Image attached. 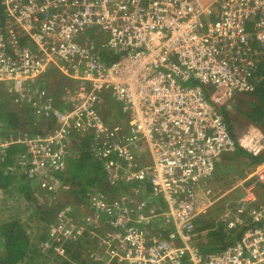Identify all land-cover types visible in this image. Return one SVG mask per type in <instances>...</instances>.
I'll list each match as a JSON object with an SVG mask.
<instances>
[{"label": "built area", "instance_id": "built-area-1", "mask_svg": "<svg viewBox=\"0 0 264 264\" xmlns=\"http://www.w3.org/2000/svg\"><path fill=\"white\" fill-rule=\"evenodd\" d=\"M0 4V85L16 106L55 125L18 140L26 144L18 160L25 176L40 191L57 192L55 173L87 139L109 184L147 182L146 200L163 202L145 214L144 203L132 209L97 190L80 209V223L69 206L57 210L43 246L64 256L70 237L107 216L117 229L106 240L117 243L109 249L114 264H264V207L254 208L234 244L206 253L194 245L196 189L216 160L236 149L211 106L229 98L220 93L253 89L264 61V0ZM51 70L63 80L56 97L45 85ZM111 101L120 115L106 116L108 124L103 111ZM8 145L0 140V152ZM259 149L264 141L252 140L249 150ZM147 156L150 162L139 164Z\"/></svg>", "mask_w": 264, "mask_h": 264}, {"label": "trees", "instance_id": "trees-1", "mask_svg": "<svg viewBox=\"0 0 264 264\" xmlns=\"http://www.w3.org/2000/svg\"><path fill=\"white\" fill-rule=\"evenodd\" d=\"M0 7H2L1 4ZM48 73H56V71L51 70ZM258 74H259V81L257 82V85L253 86V89L251 90L241 91L242 94L246 97V99H241V100L248 107V109L242 110L243 114L250 120V124H254V126L260 130V129H264V62H262L259 65ZM3 92L5 93L4 88L2 85H0V140H7L9 142V145L5 148L3 152H0V186L3 188L4 186H8L9 184L11 185V183L14 185L15 182H19L20 184H23L24 185L22 186L23 191L21 190V192L18 191L17 192L20 197L26 200L25 203L26 207L24 212L21 213L22 217L21 216L19 217L18 215L19 219H10L9 221L0 225V251L4 252L3 255H0V264H20V262L22 263L25 259H27V262H25V264H36L34 263L35 261H34L33 252H35L38 255V257H40V255L43 256V260L41 264H96L88 259H84L81 257L79 251L82 247V244L77 245L79 251L78 249L72 250V248L67 247L65 256H62L56 254V251L54 250H47V251L41 250L33 243L32 239L30 238V231H28L27 229H31L32 225L26 226L25 223L28 220V218L24 216L25 213L29 214L30 221H32V219L35 217L37 220L39 218L37 217L38 214H41V218L42 220H44V216L42 215L44 213L43 209L46 208L47 212H49V209L37 203L36 200L38 198V194L36 195V197L32 196V192H30V186L32 185V183L26 181L25 176L20 178V174L22 173V170H21V166L18 164V160L21 159L22 154L25 152L26 144H22L21 142H19L18 138L24 136V133L26 135L25 136L26 138L27 137L29 138L31 136H39V135L41 136L46 131H49L52 126H50L49 124H45L44 126L46 128L44 130L36 129V125L34 123L32 124L31 120L28 119L29 117H27L25 121L27 126L24 129V133H21L19 128L20 123L18 122L19 115L17 113V110L10 109L7 107L6 103L9 102L10 100L9 98L8 100L5 99L7 97H4ZM21 109L24 110L23 108ZM220 110L223 119L226 121L230 132L235 138L236 134H233L231 130V126H230L231 121H229V117L227 116L226 108L224 109V107H221ZM73 149L75 151L77 149L78 151L77 158L80 159V161L73 162V159L70 158L69 159L70 167H68V170L64 168L62 170H58L57 174L55 173L54 176L56 177L57 175L58 180H60V186H59L60 190L55 192V195H57V193L63 194L62 187L63 185H66L67 186V187L65 186L66 198L63 196L65 201L69 202L68 199L73 198L74 200H76V203H78V202L86 201L87 199H91L95 191L101 190L103 183L105 181L108 182V179L103 172L99 173L101 163L93 160L87 149H86L87 153L84 155V157L83 154L85 152L83 154L81 153L83 150V146L80 147L79 144L75 146V148ZM236 151L240 154H243L246 158L251 159L253 163L254 162L259 163L261 161H264V155L255 156L254 154L249 153L248 150L243 149L238 145L234 152ZM17 152L18 154L16 155ZM15 155L16 158L14 159ZM69 164L67 161V166ZM9 166L12 167L8 168ZM92 167H94L95 170L94 176H91L90 172H88L87 170V168H92ZM213 177L214 175L208 178L207 181L202 182L201 187L203 186L205 188L206 185L211 180V178ZM223 183L226 184L225 181H223ZM206 190L208 189L206 188ZM90 194L92 195L89 196ZM76 203H73L71 207L72 208L75 207ZM160 203L163 204V202ZM65 205H67L66 202L65 204H62L59 207ZM56 209H55V216L57 212ZM39 211H41L42 213H39ZM243 230L244 228L242 229L233 228L231 233L227 235V238L231 242H236L241 238V234H243L244 232ZM222 234L224 233L222 232L221 234H218L217 228L216 230L210 232L209 236H211L213 240L210 241L212 243L210 244L208 243L207 245L209 246V249L216 248L217 242H222L223 246L221 247H224L226 245V242L223 241L224 235ZM81 239H83V237ZM78 241H80L79 243L88 242L82 240H78ZM199 247H198L199 249H202L201 245ZM38 250H40L41 253H39Z\"/></svg>", "mask_w": 264, "mask_h": 264}, {"label": "rangeland", "instance_id": "rangeland-1", "mask_svg": "<svg viewBox=\"0 0 264 264\" xmlns=\"http://www.w3.org/2000/svg\"><path fill=\"white\" fill-rule=\"evenodd\" d=\"M200 1L203 4H207L208 2V0H200ZM0 8H1L0 9V19H1L4 16V10L3 7ZM255 76H256V85H257V82L259 81L258 72ZM53 78L57 80L58 77H56V73H52L51 79ZM235 95L238 96L233 100V102L230 105L226 107V111H227V116L229 117V121H231V125H230L231 130L233 134H236L235 138L237 141V145L243 149L248 150L251 154H254L255 156H262L264 155V149H259V151L254 152L253 150L252 151L249 150V147L251 145L252 140L254 139H256L259 142L264 141V129L259 130L254 126V124H250V120L242 112V110L248 109L245 103L241 100V99H246V97L242 94V92H238V91L235 92ZM6 105L10 109L17 110V113L19 115L18 122L20 123L19 128L21 133H24V129L27 126L25 122L27 117H29L28 119L31 120L32 124L34 123L36 125V129L44 130L46 128L44 126L45 124H49L52 127L55 126L53 123H51L50 121L44 118L41 119L33 118L30 112H27L26 110H22L21 109L22 107L16 106L12 102L11 103L7 102ZM253 133L255 134L251 136L253 139L249 138V135ZM24 136H26L25 133ZM71 155L73 154L71 153ZM224 156L225 155H221L217 159L219 161V159L221 158L219 162H217L216 160L218 166L220 165V162L222 161V158ZM70 158L71 156L68 157L67 159L68 164ZM65 167L66 168L70 167V164L68 166L65 165ZM263 172H264V162L253 163L251 159L246 158L243 154L235 155L233 158H231L230 161L227 162L225 166L221 168L220 171L219 169L215 170L214 177L211 178L208 185L204 188V189L206 188L208 189L207 191L209 194H205L202 196L196 195V199H199L201 197L204 198L201 199L202 200L201 203L204 204L203 205L201 204L203 207L198 208L199 215L196 221L197 226L195 227L197 235L195 237L194 242L196 241L197 244H200L203 250L209 249V246L207 245L208 243L210 244L212 242H210L206 238L211 237L209 236L210 232L216 230V228L218 234H221L222 232L224 233L222 235H224L223 241L225 242L228 240L227 235L231 233L233 228L234 229L244 228L243 231L248 229L249 224H251L252 222L251 214H253L254 208L264 205V173ZM218 179L225 181L226 184L217 183L216 181ZM207 180L208 178L202 180L201 182H205ZM65 186L66 185H63L62 187L64 195L62 193H57L56 197L51 198V196H46L42 193L38 194L40 196V200L37 198L36 200L37 203L43 205V207H47L49 209V212H47L46 208L43 209L44 213L42 215L44 216V220L46 222L42 220L41 214L37 215V217H39L37 220L36 217L32 219V221L37 222V224L35 226H32V228L30 229V234H33L32 237H34L36 233L43 234L45 232L46 223L48 224L50 220L54 218L56 208H58L62 204H65V202L67 205L70 206H72L73 203H76V200H74L73 198H69L68 199L69 202L65 201L64 199V197L66 198L65 188L67 187ZM91 195L92 194H90L89 196ZM228 197H230L228 201H224ZM55 201L57 204L55 203ZM88 201L89 200L76 203L75 207H73L74 210L77 211L76 213L80 212L79 209L87 208L88 205L86 206L85 202ZM50 207L54 210V212ZM39 213L42 212L39 211ZM200 218H201V222L199 221ZM32 237L31 239L33 243L37 246V240ZM228 243L229 242H227L226 244ZM221 246H223L222 242H217V248H221ZM88 250L89 251L91 250L90 252L94 255L97 254V252L92 251V250H96L93 247H90ZM38 251L39 253H41L40 250ZM33 253H34V261H35L34 263L41 264L43 260V256L40 255V257H38V255L35 252ZM99 256L101 258V255ZM25 262H27V259H25L22 263L20 262V264H25Z\"/></svg>", "mask_w": 264, "mask_h": 264}, {"label": "crops", "instance_id": "crops-1", "mask_svg": "<svg viewBox=\"0 0 264 264\" xmlns=\"http://www.w3.org/2000/svg\"><path fill=\"white\" fill-rule=\"evenodd\" d=\"M258 67L253 72V76L255 77V80H254L255 85H256V76L255 75L258 72ZM255 72H256V74H255ZM46 77H47V75H46ZM56 77H58L57 80L55 78H53L51 80H46V83H45L46 87L51 92H53L55 97H56V90L60 89V88H58V89H56V88L60 87V85H62V81H63V80H61V78H59L60 76H56ZM41 82H43V81H41ZM3 94H4V97H7V95H5L4 92H3ZM6 99L8 100V97ZM9 102L11 103L12 101L10 100ZM106 108H107V110L105 109L106 111L105 110L103 111L104 112L103 116H105V119L107 120L108 123H110V121L112 122V117H110V120H109L106 116L120 115L118 103L111 101V102H109V104ZM252 135H255V134L253 133V134L249 135V138H252L251 137ZM86 141H88V140L87 139L84 140V142L80 145V147L83 146V150L81 153L83 154L85 152L83 154V157L87 153ZM247 145H246V147H247ZM19 150H18V152H19ZM18 152L16 153V155L18 154ZM237 154L240 155V153H238L237 151L234 153L232 152L230 154L229 153L222 154L225 156L222 158V161L220 162L219 166L217 165V162H219L221 158L219 159V161L217 160L216 169H219V171H220L221 168L223 166H225L227 164V162L230 161L231 158H233ZM16 155L14 156V159L16 158ZM73 155H74L72 157L73 162L74 161L75 162L80 161V159L77 158V154L73 153ZM149 162H150V157L147 156L146 160H144V158H141L139 164L145 165ZM261 162H264V161H261ZM11 167L12 166H9L8 168H11ZM87 170H88V172H90L91 176H94V172H95L94 167L87 168ZM101 172H103L104 175L106 176V172L104 171L102 164L100 165V172L99 173H101ZM220 174H221V172H220ZM22 177H24V173L20 174V178H22ZM218 180H220L221 182ZM218 180L216 181L217 183H219V184L223 183V181L221 179H218ZM26 181H29L32 183V185L30 186V192H32V196L36 197L37 193L40 192L39 187L33 181H30L27 179H26ZM104 183L105 184H103L102 189L100 191L105 193L107 195V197H109L111 199L110 201L119 200V201L123 202L124 204H128L132 209H136L137 205L140 202L144 203V206L142 208H140V211L145 213V214L150 213L152 211H158L163 206V204H161L160 202H157L156 198H153V200L151 198H147V200H146V195L151 193V186L147 182H141V183H137V184H129V183H125V182L120 181L116 185H111L107 181H105ZM22 186H24V185L20 184L19 182H15L14 185L11 183V185L9 184L8 186H4L3 188L0 186V188H2V189H0V225L9 221L10 219H19L18 215H19V217L20 216L22 217L21 213L24 212L25 207H26V205H25L26 200H24L22 197H20L18 195V192H21V190L23 191ZM196 193L199 195L209 194L208 191L206 189H204L203 186L201 187V184L199 187H197ZM229 198L230 197L226 198L224 201H228ZM201 199H204V198L201 197V198L197 199V207L198 208L203 207L202 205L204 203H201L202 202ZM87 200H90V199H87ZM85 203H86V205H89V201L85 202ZM261 206L264 207V205H261ZM151 208H153V209H151ZM24 216H26L28 218V220L25 223L26 226H28V225L35 226L37 224L36 221H30L29 214L25 213ZM75 218H78V213L75 215ZM105 218H108V217L104 216V220H99L96 223H93L89 227L88 230L83 231V233H81L80 235H77L75 238L70 237L65 242V245H64L65 249L67 247H70V248H72V250L73 249L76 250V249H78L77 245L82 244L80 251L78 249L82 258L88 259L94 263L101 261L102 264H106V263L108 264L109 260L111 259L110 255H109V249L111 246L112 247L117 246V243L113 242V241L108 242L106 240L108 238H110L111 235H113V232L117 231V229L115 227H113L112 224L109 223L108 219H105ZM81 221H82V218L75 219L74 224L80 223ZM199 221L201 222V218L199 219ZM27 230L30 231V229H27ZM32 235L33 234H30V238L32 237ZM43 237H45V233H43V234L42 233L41 234L36 233L34 235V237H32V238L36 239L37 241L38 240L41 241L43 239ZM82 237H83V239H81ZM206 239L209 241L213 240L212 237L206 238ZM78 240L88 241V242L79 243L80 241H78ZM229 241L230 240L228 239L226 242H229ZM177 243L180 244L181 242L178 241ZM229 243H231V241ZM194 245L197 247L200 246V244H197L196 241L194 242ZM90 247H93L96 249V250H92V251L97 252L96 255L92 254L90 252L91 250L90 251L88 250ZM215 250H218L217 245H216V248H210L207 250L200 249L199 251L202 253L203 252L206 253L208 251H215ZM3 254H4V252L0 251V255H3ZM99 255H101V258ZM110 262H111V264H114L115 260L111 259Z\"/></svg>", "mask_w": 264, "mask_h": 264}, {"label": "bare ground", "instance_id": "bare-ground-1", "mask_svg": "<svg viewBox=\"0 0 264 264\" xmlns=\"http://www.w3.org/2000/svg\"><path fill=\"white\" fill-rule=\"evenodd\" d=\"M209 88V87H208ZM237 92V91H236ZM238 92H241V91H238ZM220 96H222V97H224V98H227V97H229V98H227V100L225 101V103L223 104V105H221V106H218V107H215V106H213V104L215 103V102H213L212 103V106H211V109H212V112H213V115L214 114H216L217 116H219L220 117V119H221V122L222 123H224L225 125H226V134L230 137H232L233 138V140L235 141V143H236V139L234 138V136L232 135V133L230 132V130H229V128H228V125H227V123H226V121L223 119V117H222V115H221V113H220V109H221V107H224V109L228 106V105H230L232 102H233V100L238 96V95H235V92H233V91H231L230 93H224V94H222V93H220L219 94ZM205 96L207 97V98H209V96H210V92L209 91H205ZM236 148H237V143H236ZM236 150V149H235ZM105 171V170H104ZM39 193H42V194H44V195H46V196H51V198H53V197H55L56 195H55V192H51V193H46V192H42V191H40V192H38L37 194H39ZM38 199L40 200V196L38 195ZM65 206H69L71 209H72V211H73V208L70 206V205H65ZM65 206H62V207H59V208H63V207H65ZM58 208V209H59ZM57 209V210H58ZM164 221H162V223H163ZM159 227L157 226V225H155L154 226V229H158Z\"/></svg>", "mask_w": 264, "mask_h": 264}, {"label": "clouds", "instance_id": "clouds-1", "mask_svg": "<svg viewBox=\"0 0 264 264\" xmlns=\"http://www.w3.org/2000/svg\"><path fill=\"white\" fill-rule=\"evenodd\" d=\"M255 86V85H254ZM22 138H26L25 136L24 137H22ZM18 139H20V138H18ZM23 144V143H22ZM234 153V152H233ZM250 153V152H249ZM227 154V153H226ZM230 154V153H229ZM22 170V169H21ZM215 170H216V167H215ZM215 172V171H214ZM22 173H24L23 172V170H22ZM215 173H213V175H214ZM24 176H25V174H24ZM26 177V176H25ZM26 179L27 180H30V179H28L27 177H26ZM30 181H33V182H35L36 184H37V186H38V181H36V180H30ZM200 186V185H199ZM198 186V187H199ZM197 195H199V194H197ZM200 196H202V195H200ZM196 202H197V199H196ZM258 207H262V206H258ZM198 208V207H197ZM80 210V209H79ZM81 211V210H80ZM73 212V214H77L76 212L77 211H75V210H73L72 211ZM80 213V212H79ZM78 213V214H79ZM55 220H56V216L47 224V226H46V229H45V237L40 241V240H38L37 241V246L41 249V250H45V251H47V250H52V248L51 247H44L41 243L42 242H44L45 241V239H46V237H47V233L49 232V226L51 225V223H53V222H55ZM196 221H197V219H196ZM242 235V234H241ZM227 243V242H226ZM235 242H231V243H228V244H226L225 246H227V245H229V244H234ZM224 246V247H225ZM222 248V247H221ZM57 254V253H56ZM65 256V255H64Z\"/></svg>", "mask_w": 264, "mask_h": 264}]
</instances>
